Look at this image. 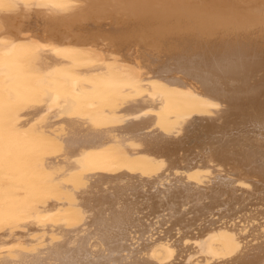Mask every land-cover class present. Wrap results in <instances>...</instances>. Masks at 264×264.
I'll return each instance as SVG.
<instances>
[{"label": "bare ground", "instance_id": "6f19581e", "mask_svg": "<svg viewBox=\"0 0 264 264\" xmlns=\"http://www.w3.org/2000/svg\"><path fill=\"white\" fill-rule=\"evenodd\" d=\"M0 264H264V0H0Z\"/></svg>", "mask_w": 264, "mask_h": 264}]
</instances>
